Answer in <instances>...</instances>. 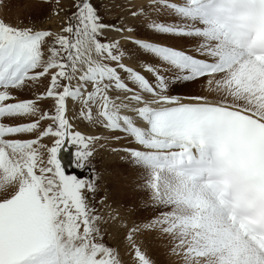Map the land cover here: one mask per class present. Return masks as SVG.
<instances>
[{"label": "snow or ice", "instance_id": "snow-or-ice-1", "mask_svg": "<svg viewBox=\"0 0 264 264\" xmlns=\"http://www.w3.org/2000/svg\"><path fill=\"white\" fill-rule=\"evenodd\" d=\"M41 3L50 16L64 12L59 0ZM212 3L195 10L202 26L213 23ZM124 10L135 26L123 16L105 22L91 0H73L55 29L0 20V264H121L118 250L104 242L118 213H97L89 199L97 190L94 170L83 178L67 174L61 151L71 148L70 166L84 171L101 140L123 139L138 169L159 163L145 150L177 148L190 157L195 149L206 160L218 141L209 116L219 105L174 94L179 84L206 90L221 67L200 59L202 52L191 55L196 45L175 46L201 35L183 26L189 15L164 0L127 3ZM217 54L222 62L232 55ZM258 99L264 107V96ZM79 120L112 135L86 134ZM148 224L135 221L124 233L126 255L137 264L143 259L133 241L152 230Z\"/></svg>", "mask_w": 264, "mask_h": 264}, {"label": "rangeland", "instance_id": "rangeland-1", "mask_svg": "<svg viewBox=\"0 0 264 264\" xmlns=\"http://www.w3.org/2000/svg\"><path fill=\"white\" fill-rule=\"evenodd\" d=\"M34 2V0H0V20L20 27L31 24L37 28L51 27L55 29L60 24L63 15L72 10L73 4V0H59L61 7L64 9L60 17L50 16L48 14L49 6L47 7L46 5L40 8V10H47L46 14L42 17L35 18L34 20V18L29 17V14L27 16L26 13L29 12L24 13L22 16V8L27 5H33L34 8L36 4ZM91 2L105 22H114L121 16L125 18L124 22L129 25L135 26L136 22H138L128 17L124 10L125 5L132 2V0H91ZM164 2L179 5L180 8L187 6L194 8L193 0H164ZM183 24L190 30L187 26L189 24L187 20ZM189 44L196 45V47L190 50L191 55L202 52V46L199 43L198 37L194 41L176 42L175 46L188 50L187 45ZM125 48L130 49L131 45L125 46ZM202 53L203 56L200 59H207L206 53L208 52L205 51ZM211 55L214 54L212 53ZM134 62L133 60L127 61L126 63ZM214 64H219L221 67L208 77V82L204 85L206 90L202 91L201 85L179 84L174 94L180 97L200 95L208 100L228 102L234 105H260L258 99L260 98V94H256L259 90L258 88L255 89L252 85L247 87V91H243L246 94L242 97L239 93L230 94L225 93V91L223 92L221 89H214L226 77L224 74L225 69H227L218 61ZM251 112L264 117V108L263 110L257 108ZM67 115L70 121H72V112H67ZM72 122L74 123V121ZM78 127L86 134L104 135L101 133V127L88 126L87 122L83 120H79ZM114 141L116 142L117 140L109 139L107 142L103 140L102 144L104 145L99 144L95 148L94 154L91 157V164L84 171L74 173L73 170L77 169L72 167L68 174H74L78 178H83L89 175V171L94 170L98 177L94 181L97 185V190L95 196H90L89 199L100 216H107L109 213L113 215L118 213L119 215L117 222L109 225L105 232L104 242L118 250L121 264H137L135 260L130 259L126 255V251L130 250L123 241V237L128 225H131L135 221L145 220L149 221L148 227L152 230L140 232L135 236V240L133 241L139 246L143 264L230 263L232 261L230 258V247H226L222 251L227 254L225 262L223 263L220 258L221 253H218L217 245L211 238L210 231L204 225V222L208 219V215L204 214L208 210H206V206L200 205L201 200L198 199L197 195L193 194V190L186 191L185 185L175 190L172 187L173 181L170 180L175 179L164 167L157 165L155 167H142L137 169L131 166L126 153L122 150L126 145L123 144L119 147L110 146L114 144ZM148 155L150 156V154ZM163 156L165 157L164 154L158 155L157 158L164 159ZM155 168L162 169L155 170ZM187 189L191 190L190 188ZM209 201L203 202L210 203ZM123 220L127 221L126 225L121 223Z\"/></svg>", "mask_w": 264, "mask_h": 264}, {"label": "bare ground", "instance_id": "bare-ground-1", "mask_svg": "<svg viewBox=\"0 0 264 264\" xmlns=\"http://www.w3.org/2000/svg\"><path fill=\"white\" fill-rule=\"evenodd\" d=\"M16 1H19V0H16ZM34 1H35L34 3H36L34 8H33V5H31V6L27 5V6L22 8V11H21L22 16L24 13L29 12V13H26L27 16L29 14L30 15L29 17L34 18V20H35V18L42 17L43 15L46 14L47 10H45V9L40 10V8L45 6L44 4L41 3V0H34ZM145 1L146 0H132V2H130V3H132L134 5H140V4H143ZM175 1H178V0H175ZM185 1H189V0H185ZM200 1L204 2L207 0H200ZM31 4H33V3H31ZM46 6L48 7V5H46ZM48 9H49V7H48ZM181 9L184 10L185 14L189 15V18L187 20L189 24H187V26L190 28V30L195 28L197 31H199L202 34L201 36L198 37V39H199V43L202 46L201 51L202 52H205V51L208 52V53H206L207 59H211V61L214 60V61H212L213 63L218 61V62H220V64H223V67L227 68V69L224 68L226 70L224 76H226V77H224V79L222 81H220L218 83V85H216V87H214V89H218V90L221 89L223 92L225 91V93H230V94L231 93H234V94L239 93V95H241V97H242V96H245L244 94H246V92L243 93V91H247L246 90L247 87L249 85H252L253 87H255V89L258 88V90H259L258 92H256V94H260V97L264 96V66L262 64H259L258 62H255L243 50H241V49L237 48L236 46H234L233 44H231L229 42L228 38L225 35H223L211 23L208 25L202 26L200 23V16L195 11L196 9H194L191 6H187L184 8L181 7ZM186 9H188V10H186ZM22 23H24V22H22ZM183 26H184V24H183ZM205 29H211V32L209 34L205 35L204 34ZM110 35H112V34H110ZM125 46L127 47L129 45H125ZM219 52H227V53L232 54L231 58L228 60V62H222L221 61L220 56L217 54ZM212 53L214 55H211ZM212 56H214V57H212ZM239 89H240V91H238ZM207 98H208V96H207ZM47 103L48 102H45V105ZM188 103H196V102L195 101H188ZM199 103L228 107V108L240 111L242 113L248 114V115L256 118L257 120L261 121L262 123H264V117L259 116L257 114H254V112H251L253 110H256L257 108H259V110H263L264 107H261L260 105H234V104L228 103V102H217L215 100H208V99H205L204 101H201ZM66 106L69 109H71L72 108L71 101H67ZM254 107H257V108H254ZM248 111H250V112H248ZM74 123H76V121H74ZM101 131H102L101 133H103L104 136L112 135V133L107 132L104 129H101ZM102 141L103 140H101L99 142V144H102ZM123 144L126 145L127 142L123 139H120V140H117L116 142L114 141V144L110 145V146H118L119 147ZM102 145H104V144H102ZM145 153H146V155L150 154V156H154L156 158L158 155L164 154L165 157L164 156L163 157L165 159H169L172 162H174L176 160H180L181 158H185L186 156H188V155H183V150L177 149V148H162V149L145 150ZM190 153H191L190 156H193L196 159L199 158V154L196 152L195 149H190ZM158 160L161 161L162 159H158ZM71 169H72V167L70 166V170ZM160 169H162V168H155V170H160ZM164 169L168 170L167 172L172 177H174L175 180H172V179H170V180L173 181L172 187H174L175 190H178V189H180V187L182 185H185L186 191H192L193 190L192 191L193 194L198 196V199L201 200L200 201L201 206H203V205L205 206L206 203L208 202V200H210L209 202L211 204L213 203L212 196L209 194V192L204 188V186L201 183L199 184L196 181H192L186 177H183L180 174L176 173L175 171H171V170L167 169L166 167H164ZM76 171H78V170H74V173H77ZM187 188H190L191 190H188ZM203 201H207V202L204 203ZM198 203H199V201H198ZM204 215H208L207 216L208 219L204 222V225L210 231V236L217 245V251H218V253H221L220 258L223 261V263L225 262L227 254H226V252L223 253L222 251L224 248L230 247V253H231L230 258L232 261L230 263L227 262V264L228 263L229 264H264V255H262L249 240H247L241 233H239L238 230L236 229L235 225L233 223L229 222L218 209L215 208L214 211H208ZM196 222H197V220H196ZM120 261H121V259H120Z\"/></svg>", "mask_w": 264, "mask_h": 264}, {"label": "water", "instance_id": "water-1", "mask_svg": "<svg viewBox=\"0 0 264 264\" xmlns=\"http://www.w3.org/2000/svg\"><path fill=\"white\" fill-rule=\"evenodd\" d=\"M63 155H66L65 157ZM59 157L61 159L63 168L65 169L66 173L68 174L70 172V165L72 161V155H71V148L67 150V152L61 151L59 153Z\"/></svg>", "mask_w": 264, "mask_h": 264}, {"label": "flooded vegetation", "instance_id": "flooded-vegetation-1", "mask_svg": "<svg viewBox=\"0 0 264 264\" xmlns=\"http://www.w3.org/2000/svg\"><path fill=\"white\" fill-rule=\"evenodd\" d=\"M64 152H67V151H64ZM64 157L66 156V155H63ZM73 172H74V170H73ZM77 173H80V170H78V171H76Z\"/></svg>", "mask_w": 264, "mask_h": 264}]
</instances>
